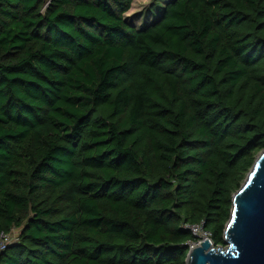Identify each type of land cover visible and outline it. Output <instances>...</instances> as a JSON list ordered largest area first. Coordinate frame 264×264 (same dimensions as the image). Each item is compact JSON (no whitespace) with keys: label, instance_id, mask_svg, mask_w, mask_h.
<instances>
[{"label":"trees","instance_id":"obj_1","mask_svg":"<svg viewBox=\"0 0 264 264\" xmlns=\"http://www.w3.org/2000/svg\"><path fill=\"white\" fill-rule=\"evenodd\" d=\"M0 0V264H186L224 246L264 150V0Z\"/></svg>","mask_w":264,"mask_h":264},{"label":"water","instance_id":"obj_2","mask_svg":"<svg viewBox=\"0 0 264 264\" xmlns=\"http://www.w3.org/2000/svg\"><path fill=\"white\" fill-rule=\"evenodd\" d=\"M224 243L203 240L189 249L186 264H264V150L233 194Z\"/></svg>","mask_w":264,"mask_h":264},{"label":"rangeland","instance_id":"obj_3","mask_svg":"<svg viewBox=\"0 0 264 264\" xmlns=\"http://www.w3.org/2000/svg\"><path fill=\"white\" fill-rule=\"evenodd\" d=\"M167 0H135L131 10L126 14L128 21L143 29L159 15ZM15 232L19 229L15 228Z\"/></svg>","mask_w":264,"mask_h":264},{"label":"built area","instance_id":"obj_4","mask_svg":"<svg viewBox=\"0 0 264 264\" xmlns=\"http://www.w3.org/2000/svg\"><path fill=\"white\" fill-rule=\"evenodd\" d=\"M185 227L189 228L195 236V240L188 242L190 248L199 246L203 240H210L213 243L212 234L204 228L203 223L198 225H185ZM18 235L19 232H15V228L9 233H0V253L6 249L7 245L16 242Z\"/></svg>","mask_w":264,"mask_h":264}]
</instances>
